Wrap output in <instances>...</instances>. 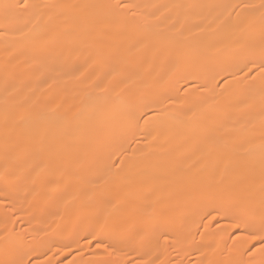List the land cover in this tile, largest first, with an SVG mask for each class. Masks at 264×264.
<instances>
[{"label":"bare ground","instance_id":"6f19581e","mask_svg":"<svg viewBox=\"0 0 264 264\" xmlns=\"http://www.w3.org/2000/svg\"><path fill=\"white\" fill-rule=\"evenodd\" d=\"M3 202L29 220L0 212V264L93 221L151 226L158 264L165 234L187 264H261L264 0H0Z\"/></svg>","mask_w":264,"mask_h":264},{"label":"rangeland","instance_id":"374dc122","mask_svg":"<svg viewBox=\"0 0 264 264\" xmlns=\"http://www.w3.org/2000/svg\"><path fill=\"white\" fill-rule=\"evenodd\" d=\"M27 193H22V195H26ZM74 204L70 203L67 205L64 212L70 210ZM140 206V202H128L124 207L120 209V207H115L114 211H123L124 209H138ZM126 207V208H125ZM99 209V208H98ZM97 209V210H98ZM97 210H93L95 214H97ZM3 211L6 215L7 225L5 228H13L14 230L22 231L26 229V222L29 220L28 213L25 214V211L22 212L20 216L17 214V209L14 205L10 204V202H3L0 205V212ZM57 213L62 214L63 211L61 209L56 210ZM215 211H212L206 215H201L199 217V222L195 221L191 225V231L195 234L189 239V243L187 242L185 246L195 245L198 246L200 242V232L203 230L202 223L205 222L206 229L214 230L218 224H224L225 220H217L215 217ZM257 218H255L256 220ZM98 222L93 224H89L88 227H83L82 225H78L79 228L82 229L80 235L75 238L73 234L66 233L67 235H63L61 239V243L57 242H49L46 246L40 247V249H31V244L35 242L33 236L26 234L25 238H23L27 243L26 247L29 248L27 254H25L24 259L20 261L22 264H33L35 260L41 259V262L38 264H63L65 261L73 259L69 264H74L76 261H80L79 259H83L85 261H92V254L97 258V260L101 261L102 264H158L159 258L157 257V245L152 244V240H154L155 236L151 235L148 237V232L152 229L151 226H146L145 230L140 231L139 235L137 234V227L132 222L130 223H120L119 231L124 234L122 236H114L111 235V232L115 228L113 223L105 222L101 226V230L98 232L99 238L97 240L96 232L93 231L97 227ZM112 224V225H111ZM99 225V224H98ZM118 225V224H117ZM196 227V228H195ZM190 228V226H189ZM42 229V228H41ZM112 229V230H111ZM197 229V230H196ZM3 228H0L2 231ZM26 231V230H25ZM197 231V233H196ZM234 232L230 233V237L226 239L222 243V245L228 244L230 238L232 239ZM21 240V238H19ZM40 242H43L40 239ZM161 242L171 253V259L168 262L177 263V264H187L188 260H192L193 257L199 260V249L194 252H184L181 256L178 252H175L171 249V240L168 234H165L161 238ZM226 243V244H225ZM56 249V250H55ZM13 255V254H12ZM11 260L14 261L18 258L15 254L12 256ZM18 255V254H17ZM230 259V258H228ZM232 259V258H231ZM230 259V261H231ZM20 263V264H21ZM76 264V263H75ZM264 264V261L261 263Z\"/></svg>","mask_w":264,"mask_h":264},{"label":"snow or ice","instance_id":"6c2138e0","mask_svg":"<svg viewBox=\"0 0 264 264\" xmlns=\"http://www.w3.org/2000/svg\"><path fill=\"white\" fill-rule=\"evenodd\" d=\"M261 251H264V249H261Z\"/></svg>","mask_w":264,"mask_h":264}]
</instances>
